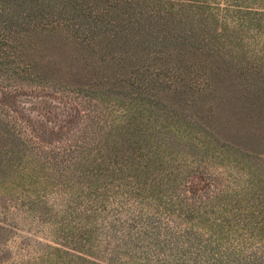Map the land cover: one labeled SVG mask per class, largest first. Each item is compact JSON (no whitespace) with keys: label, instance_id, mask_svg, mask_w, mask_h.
Segmentation results:
<instances>
[{"label":"rangeland","instance_id":"obj_1","mask_svg":"<svg viewBox=\"0 0 264 264\" xmlns=\"http://www.w3.org/2000/svg\"><path fill=\"white\" fill-rule=\"evenodd\" d=\"M246 6L264 14L0 0V264H191L188 238L264 256V26L236 24Z\"/></svg>","mask_w":264,"mask_h":264},{"label":"trees","instance_id":"obj_2","mask_svg":"<svg viewBox=\"0 0 264 264\" xmlns=\"http://www.w3.org/2000/svg\"><path fill=\"white\" fill-rule=\"evenodd\" d=\"M213 1L215 2L218 0H213ZM222 1L232 6L233 4L251 5V4H256V3H262L264 0H222ZM245 9L246 11L236 12L238 13L237 14L238 17L242 18V20L237 18L236 21L238 23L236 24L238 25L239 23L245 24L249 29L263 28L264 26V14L263 13L260 15V17L262 16L261 18L259 17L255 19L254 21L249 19V16L251 15L252 11L257 13V11H262V10H255L254 8L249 7V6H246ZM249 220L247 218L246 223H243V225L249 226L250 232H249L248 237L252 238L254 236L253 233H254L255 228L252 227L251 224H249ZM173 231H176V230H173ZM171 232L172 231L169 230V228H166V236H171ZM182 237L183 236H180V238ZM237 237H240V236H237ZM238 241L236 242L235 245L238 244ZM182 243L188 244V247L192 250V252L182 253L181 256L183 258H180V259H182L185 262L191 263V264H264V256H262V254H257V252L255 251L248 253V252H244L245 250L244 251L239 250L242 248H246V246H244L241 243H240L241 247H239L238 250L235 248V246L231 247V245H229L227 248L225 247V251L221 252L219 255L218 253L214 252L215 249L213 248L207 249L205 246H202V245H200L199 247H195L194 243L191 242L189 238L186 239L185 242L182 241ZM208 243H210L211 245V240H209ZM244 244L250 245L251 243H247L246 241H244ZM172 245L173 243L170 244V246ZM183 247L185 246L182 244L180 248L183 249ZM175 264H180V263H175Z\"/></svg>","mask_w":264,"mask_h":264}]
</instances>
